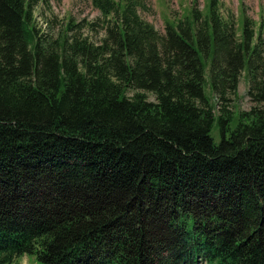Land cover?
Here are the masks:
<instances>
[{
  "label": "trees",
  "instance_id": "trees-1",
  "mask_svg": "<svg viewBox=\"0 0 264 264\" xmlns=\"http://www.w3.org/2000/svg\"><path fill=\"white\" fill-rule=\"evenodd\" d=\"M37 4L0 0V264H264V22L92 0L100 44L45 41Z\"/></svg>",
  "mask_w": 264,
  "mask_h": 264
},
{
  "label": "rangeland",
  "instance_id": "rangeland-1",
  "mask_svg": "<svg viewBox=\"0 0 264 264\" xmlns=\"http://www.w3.org/2000/svg\"><path fill=\"white\" fill-rule=\"evenodd\" d=\"M146 6V11L143 12V18L153 24L161 33H165L164 17L178 16L181 10L189 6L195 0H142ZM222 4V12L224 16L227 13H233L234 19L239 24L240 18L244 15L250 17L254 22H264V0H220ZM197 7L203 9L206 0H197ZM100 17V12L94 8L92 0H38L35 9V19L38 30L45 41H57L67 31L68 36L78 35L86 38L94 44H100L104 37L103 29H90V23L95 22ZM83 25V29L71 30V26ZM237 25L236 27H238ZM68 28V29H66ZM99 35V36H98ZM264 39V28H263ZM263 56H264V40H263ZM209 72V69H207ZM207 72V73H208ZM247 73V74H246ZM249 76V77H248ZM209 77V73L207 78ZM251 74L244 70L241 74L238 95L228 97L226 103L229 104V110L234 114L248 111L253 106L257 105L252 102L247 95L250 87ZM132 95V93H130ZM150 101H156V97L151 93H146ZM206 94L211 99L218 103V99L214 96L209 86L206 88ZM225 103V104H226ZM259 106V105H258ZM264 107V104H262ZM219 112L216 113L218 115ZM237 125V118L232 122L231 128L234 129ZM212 136L216 144L221 141L220 129L215 122L212 129ZM13 264H42L33 256L24 255L17 258Z\"/></svg>",
  "mask_w": 264,
  "mask_h": 264
},
{
  "label": "bare ground",
  "instance_id": "bare-ground-1",
  "mask_svg": "<svg viewBox=\"0 0 264 264\" xmlns=\"http://www.w3.org/2000/svg\"><path fill=\"white\" fill-rule=\"evenodd\" d=\"M196 1V0H195ZM198 3V2H197ZM195 5V4H194ZM222 11V10H221ZM152 25V24H151ZM99 36V35H98ZM247 74V73H246ZM249 77V76H248ZM240 82V81H239Z\"/></svg>",
  "mask_w": 264,
  "mask_h": 264
}]
</instances>
